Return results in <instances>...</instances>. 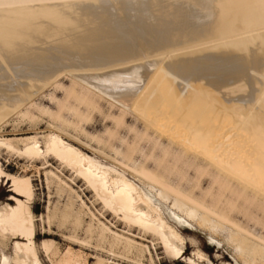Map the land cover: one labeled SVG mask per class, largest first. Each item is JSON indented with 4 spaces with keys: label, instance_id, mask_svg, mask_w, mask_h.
Instances as JSON below:
<instances>
[{
    "label": "bare ground",
    "instance_id": "obj_1",
    "mask_svg": "<svg viewBox=\"0 0 264 264\" xmlns=\"http://www.w3.org/2000/svg\"><path fill=\"white\" fill-rule=\"evenodd\" d=\"M62 76L72 81L63 112L76 121L54 116L55 128L40 140L0 133V183L11 182L14 198L0 206V239L17 240L15 264H41L29 206L35 190L31 177L5 172L4 151L29 163L54 158L106 210L153 238L170 258L183 255L184 239L164 213L166 202L223 237L245 264H264V253L242 242L246 235L264 244V235L254 232L264 224L252 210L264 213V0H0V131L17 113L23 120H38L22 115V108L42 88L58 89ZM101 102L108 103L110 113L119 110L117 133L126 129L135 136L126 151L122 141L116 156L153 193L63 139L61 133L78 131L87 117L101 112ZM146 146L151 147L148 157ZM45 175L59 197L72 191L57 173ZM205 176L211 177L213 201L226 203L234 213L245 205L253 216L251 227L195 195ZM48 212L61 226L82 225V213L73 208L70 214L58 208ZM89 212L90 240L121 254L149 252L148 245ZM42 249L58 256L59 264H86L71 250L60 256L52 241L43 242ZM194 254L191 264L205 258ZM1 264L11 261L3 256Z\"/></svg>",
    "mask_w": 264,
    "mask_h": 264
},
{
    "label": "rangeland",
    "instance_id": "obj_2",
    "mask_svg": "<svg viewBox=\"0 0 264 264\" xmlns=\"http://www.w3.org/2000/svg\"><path fill=\"white\" fill-rule=\"evenodd\" d=\"M60 82L61 88L58 87L56 89L57 87L53 84L42 88L22 108V115L27 113L29 116L38 120L30 122L29 117L23 120V117L17 113L8 120V123L0 131L3 137L15 140L39 137L38 139L40 140L52 131V128H55L53 117L61 113L69 118L70 122L76 121L75 117L68 112H63L62 108V104L68 98L67 90L72 87V81L68 76H62ZM71 103L77 105L72 100ZM100 106L101 112L96 111L91 118L87 117L86 120L80 123L78 131L71 129L68 132L61 133L63 139L89 158L97 159L98 162L103 163L102 166L104 168L135 180L147 192L153 193L147 186L145 187L139 182L138 176L125 167V164L119 156H116L114 151L120 148L122 141H124L122 151H126L129 146L135 143V136L132 133H128L126 129H121L117 133L114 125V119L119 116V110L117 108H114L110 113L108 103L101 102ZM40 108L48 110L51 115H44L40 111ZM81 108L84 114H86L87 110L84 107ZM108 113L110 116L107 115ZM133 121V117L129 116L127 123L132 125L134 123ZM33 122L34 124L32 125ZM35 124L36 126H34ZM90 138L98 139L100 143L94 142ZM150 153L151 147L146 146V156L148 157ZM2 165L6 173L15 176H28L33 181V190L35 191L29 206L35 218L34 241L37 245V254L41 264H59L58 256L50 255L49 257L44 249H42V243L45 241L54 242V247L60 253V256H64L68 250H71L75 255L81 256L86 264H99L100 261H103L104 264H191L189 259L193 258L194 253L198 252L200 254L202 253L201 255L205 257L202 260L196 258V262L199 264H245L244 259L237 257L238 252L223 241V237L213 235L207 229L197 225V222L177 212L178 210L172 208L171 202L162 204V208L166 217L177 226L178 231L184 239V253L182 252L183 255H179L174 259L168 257L153 238L141 236L142 234L137 229L127 227L119 217H116L109 210H106L103 204L96 200L94 193L84 185L82 180L77 178L74 172L60 166V163L54 158H48L47 162L35 160L29 163L19 156L9 155L4 151L2 153ZM47 171H53L64 178L68 185L71 186L72 191L59 197L56 194V188L53 185H50V188L48 186L45 175ZM191 177L193 179L198 178L193 171L191 172ZM202 180L204 181L202 187H198L195 190L196 196L202 198L210 205L217 204L218 209L225 211L228 215L242 221L244 224H249L250 227L252 226L250 220H252L253 216L254 218L259 217L262 224H264V213L260 209L257 210L252 207L254 213L253 216L249 217L248 213L250 212L246 213L244 211L246 206L243 204L241 205V212L234 213L229 211L226 203L213 201L211 195H208L210 190H212L211 177L205 176ZM8 181L5 178L0 183V206L5 203H14V198H12V184ZM213 190L214 194H219L215 185ZM22 199L24 198L22 197ZM49 208L52 212L55 208H58L60 211L66 210L69 214L71 208H73L75 213H82V225L79 228H75V225L70 222L65 226H61V223L57 220L52 219L50 221ZM89 211L93 212L97 218L113 230L123 232L132 238L134 237L136 241L148 245L149 252H145L143 255L137 252L133 254H121L117 252V249L113 252L114 250L108 244L97 242L96 239L90 240L89 235L86 233L88 225L92 221V216ZM245 213L247 216H245ZM171 214L176 215L183 222L179 223L172 219L170 217ZM254 232L257 233L256 235L258 237L260 235L262 236L264 235V228L257 227ZM252 239L259 242V240L253 237ZM252 239L246 235L242 236V242L254 244L257 249L264 253V244L262 242L261 244L255 243ZM83 240L90 242L85 243ZM16 242V239L5 242L0 239V264L3 256L7 257L11 261V264H15L13 260L16 257L14 251Z\"/></svg>",
    "mask_w": 264,
    "mask_h": 264
}]
</instances>
